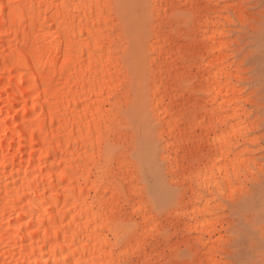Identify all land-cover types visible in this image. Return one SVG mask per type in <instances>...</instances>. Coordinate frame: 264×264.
Returning <instances> with one entry per match:
<instances>
[{
	"label": "bare ground",
	"instance_id": "6f19581e",
	"mask_svg": "<svg viewBox=\"0 0 264 264\" xmlns=\"http://www.w3.org/2000/svg\"><path fill=\"white\" fill-rule=\"evenodd\" d=\"M0 2L7 4L8 0ZM13 2L20 6L13 17L14 25L8 20L5 27L7 13L0 14V264L6 261L16 264L17 259L21 264H28L29 258L31 264H45V261L58 264L75 249H78L76 258L88 262L118 259L119 252L115 256L104 255V247L110 248L111 244L102 247L103 239L110 234L109 229L119 234L127 227L121 209L130 208L132 212L133 206L140 208L139 202L133 204L124 198L131 196L132 186L128 182L132 177L130 168L136 167L134 162L126 151L114 157L109 151L124 140L123 133L109 135L110 129L123 127L125 121L113 119L116 103L108 102L128 74L124 61L117 63V58L125 52V38L119 31L112 35L122 10L116 8L110 15H104L98 9L85 6L130 1ZM174 2L152 0V5L157 6L152 10L161 20L166 17V6ZM201 23L204 28H215V37L212 31L205 33ZM197 29L207 58L200 71V87L207 95L206 101L215 104L210 113L204 112L212 127L203 123L205 116L180 127L182 119L174 106L178 99L175 77L164 80L160 69L165 65L177 71L174 57L177 42L162 32L148 45L154 54L150 59L153 75L148 97L150 108L161 122L160 134L171 139L167 146L183 149L192 143L204 145L201 160L207 172L203 173V182L208 188L212 164L220 162V157L223 160L229 157L236 144L228 142L227 133L240 121L230 124V130L217 127L231 123L232 119H241L245 113L240 112L242 98L233 83L237 76L230 70L225 48H220L221 41L217 38L220 29L215 22L206 21H199ZM25 42L30 48L35 45L34 57L29 55L16 66L6 65V48L17 44L23 47ZM66 48L69 50L67 62ZM197 128L199 132H195ZM167 157L171 168L178 167L176 158L170 154ZM223 167L227 175L226 164ZM212 183L216 186V180ZM121 184L126 185L122 190ZM199 196L198 191H191V199ZM201 211L210 212L204 207L182 213L192 216ZM139 216L140 231L128 234L125 248L131 250L139 241L136 259H132L134 255L130 259L136 264H145L147 260L153 261L157 253L154 248L145 249V238L152 226H147L145 235L146 217ZM147 218H153L150 211ZM196 225L192 227L197 229ZM204 231L210 240V228ZM21 247L25 250L23 254ZM202 256L207 264L208 249ZM212 258L223 264L215 252Z\"/></svg>",
	"mask_w": 264,
	"mask_h": 264
},
{
	"label": "rangeland",
	"instance_id": "374dc122",
	"mask_svg": "<svg viewBox=\"0 0 264 264\" xmlns=\"http://www.w3.org/2000/svg\"><path fill=\"white\" fill-rule=\"evenodd\" d=\"M129 1L142 5H152V0ZM174 1L173 5L166 6V17L161 20L158 15L153 12L152 7H148L146 10L147 15L144 17L145 27L141 44V65L138 81L141 87V106L143 110L141 117L138 120L141 139L139 144H137L133 142L131 132L126 134L123 133L124 140L119 147L121 148V151H126L127 156L132 161L133 158L131 154L135 153L136 159L141 161L144 165L142 176L145 182L148 183V199L151 201L149 211L153 217H156L158 221L170 223L169 213L164 210L165 207L171 209V217H174L175 212L177 211V209L173 207L169 196L174 190L175 185H172L171 180L169 179V187H164V176L169 174L172 170V165L167 157V155L170 154L177 160L181 182H184L186 176L188 178L187 185L189 195L179 211L183 212L188 209L204 207L210 210V212H197L192 216L183 213L180 219L190 222V227L196 231L197 235L204 236H206L205 229H216L217 223H220V229L211 231L212 236L210 237V242L216 241L217 247L214 252L217 259L223 264H245L246 261H259L261 257L259 247L260 233L258 229L260 220L264 217V187L256 181L251 191H245L244 194H240L238 191V199L235 205L229 207L226 212L224 211L223 206H221L219 216L213 215V207L209 205L207 199H205L203 203L200 202V196L205 193H212L215 188L212 183L214 180H217V178L224 180V176H222L221 172V170H223L225 175L223 164H226L228 171L227 174L230 173L233 177L236 176V173L235 176L232 173V164L237 156H240L244 161L245 167L248 166L249 162H252L254 169H259V160L264 156V145L260 143L253 145L251 143L252 137L243 135L244 127L250 125V122L246 119L245 112V107H247V96L243 93H255L257 103L251 108H248V111H252L254 108L257 113L256 118H258L260 114L259 100L262 94L261 89L264 88V36H262L258 26L254 29L251 27L237 28L231 26L228 29L230 33H235V35H232V39L240 41L236 48L229 49L226 47L224 51L227 54L226 62L229 64L230 70L234 74H236L237 67H239L241 61H243V67L241 68L242 75L238 80L237 78H234L233 83L240 90V96L242 99L239 103L245 105V107H240V112L243 111L245 114L241 116V119H232L231 123H227L228 125L225 124L217 127V129L222 128V130H227L229 129L230 124L233 125L240 121V123L234 127L233 131L227 133L228 142L235 143V147L232 149L229 157L226 160H223L220 169H218L217 166L220 162L216 164L215 169L212 168L211 174L208 178L209 187L205 188L203 182L204 176L203 173H201V170L204 169V162L201 160L205 152L204 145L202 143H192L184 145L183 149L175 146L169 147L167 146V143L170 142L171 139L163 136V134H160L159 132L161 122L157 120L154 114L155 110H152L149 105V85L153 75V72L150 71L151 68L153 69L150 59L154 54L148 49V45L154 41L155 36L159 32H162L163 35L177 42L175 48L178 51L174 56L176 59L177 71H172L170 67L165 65L159 68L161 69V75L164 80H167L172 76L175 77L174 85L178 92V99L174 106L176 107V111L178 110V114L182 119L180 127L188 126L191 120L196 117L205 116L206 113L204 112H207V114L210 113V109L213 108L215 104L206 101L207 95L200 87V71L202 64L207 58L200 45L202 40L200 39V33L197 31V25L195 30H185L183 27L174 26L171 23V18L175 15L178 19L184 15L185 9L180 7L182 5L193 3L215 4L217 0ZM227 2H236V0H227ZM240 2L250 5V15H254L257 18L260 16L262 7H264V0H240ZM216 19L220 20L221 18L217 17ZM180 23H182V21ZM217 26L221 30L225 27V23L221 20V23L217 24ZM189 35H191L193 39H189ZM217 38L220 39V36H217ZM225 42L229 43V41ZM243 49H247V52L244 56H241L240 53ZM124 56H126L125 52L123 57ZM124 64L128 70L127 62L124 61ZM192 79L196 80V92H198V97L193 94V89L188 87V82ZM219 114L222 115L223 113ZM204 119L207 120V116H205ZM195 132H199V129L197 128ZM260 135L261 132L259 128L255 129V136L259 137ZM241 153H243L242 156ZM156 157L159 158V164L161 167L153 169L150 166V161L155 162ZM165 157H167V159H165ZM213 172H215L214 175ZM197 174L199 175L198 178H196ZM137 178L138 180L141 178V172L139 170L137 171ZM249 178H251V173H249ZM245 182L247 183L249 181ZM191 191H198L200 193L198 199L194 200L190 198ZM164 197H168L166 204L162 200ZM249 217H254L255 224L249 225L248 233H242L238 238H234L230 225H233L234 220H246ZM123 218L127 223V226L130 223L140 224V216L132 213L130 208H127L126 211H124ZM196 223L197 229L192 227V225H195ZM151 226L153 227V225ZM180 226L183 228L184 224H181ZM173 231H175L174 228ZM221 231L224 234L225 241H230L229 246L227 247L219 246L218 235ZM149 232L150 233L145 238V244L147 245L145 249L150 250L154 248L155 254L157 253V255L154 256L153 261H158L164 256V241L162 239H154L151 234V229ZM249 233L254 234L255 236L256 247L254 250H251L249 247ZM201 248H204V245H201ZM202 253L199 259H203L206 264V258L202 256ZM132 259L135 260L136 256Z\"/></svg>",
	"mask_w": 264,
	"mask_h": 264
},
{
	"label": "snow or ice",
	"instance_id": "6c2138e0",
	"mask_svg": "<svg viewBox=\"0 0 264 264\" xmlns=\"http://www.w3.org/2000/svg\"><path fill=\"white\" fill-rule=\"evenodd\" d=\"M34 7V6H29ZM43 7V6H41ZM60 7V6H57ZM85 7L92 9H98L101 14L110 15L111 10L121 9V18L118 24L113 25V33L115 35L117 31L121 33V36L125 38L124 49L126 56L118 57L117 63L125 61L128 64V74L125 77V80L122 81L119 91L113 96L109 97V103L115 101L116 103V116L113 117L114 120L123 119L125 121L123 127H116L109 130V135H116L120 133H132L133 142L139 144L140 142V125L138 123L139 118L142 114L141 106V87L139 84V74H140V65H141V44L144 33V17L147 15V8L152 7L155 11V5H142L135 2H128L119 5H113L111 3L106 4H97V5H86ZM185 9L183 16L178 19L173 15L171 18V23L174 26L183 27L185 30H195L196 25L199 21H206L208 24L215 22L216 24L221 23V20L225 23V27L220 30V48H236L240 41L233 40L232 35L235 33H230L228 31L229 27L235 26L237 28H255L259 27L262 36H264V7H262L260 16L257 18L254 15H250V5L236 0V2H227V0H217L215 4H186L180 6ZM20 6L13 2V0H8L7 4L0 2V14L4 12L7 13L5 27L8 26L7 21L11 20L14 25L13 17L18 12ZM220 17V20L216 18ZM182 21V23H180ZM201 29L207 33V31H212L213 37H215V28H204L203 23L200 25ZM175 30V27H174ZM193 39L191 35L188 37ZM224 41H229L225 43ZM35 45L30 48L28 43L25 42L24 46L21 47L19 44L12 47L9 45L6 48L5 64H11L16 66L19 63H22L29 55H33ZM247 52V49H243L240 53L241 56H244ZM69 58V50L65 49V61L67 62ZM246 58V57H245ZM123 66V64H121ZM63 68V64L61 65ZM243 67V61L241 65L236 69L237 80L242 75L241 68ZM10 72L12 69L9 70ZM35 79V77H33ZM188 87L193 89V94L198 97V92H196V80L192 79L188 82ZM261 96L259 100L260 104V114L257 117V113L253 108L252 111H248V108H251L257 103L256 95L252 93H243L247 96V107L244 104H240L239 107H245L246 119L250 122V126H246L243 132V135L247 137H252L251 143L255 145L260 143L264 145V88L261 89ZM198 110V109H197ZM239 111V108H237ZM203 123L208 124L209 127H212L207 120ZM259 128L261 135L259 137L255 136V129ZM240 147V146H238ZM246 147V146H245ZM110 154L114 157L116 153L121 151L119 146H112L109 149ZM133 161L136 164V168H130L132 174L131 180L128 182L131 184V196L125 195L124 198L130 199L133 204L135 202L140 203V208L137 209L135 206L132 207V212L139 216L143 214L146 217L144 227L146 229L145 235H147V226L153 225L151 228V234L154 239H162L164 241V256H162L158 261H155V264H205L203 259H199L201 253L204 249H208L209 260L207 264H218L215 259L212 258V253L217 247L216 241L209 240L208 237L204 235H197L190 227V222L186 220H181L180 217L183 215L179 209L183 206L185 200L189 195L188 185H187V176L184 179V182L180 180V172L178 167L172 168L171 172L164 176V187H169V179L171 184L175 185L174 190L169 194L172 205L177 209L175 216L171 217V209L165 207V211L169 213L170 223H164L163 221H158L156 217L148 219L149 205L151 201L148 199V183L145 182L142 176L144 165L141 161L136 159V154L132 153ZM209 156L212 153L208 154ZM219 152L217 156H219ZM243 153H241V156ZM167 159V157H165ZM220 163H223V157H220ZM150 166L153 169L160 168L159 158L156 157L155 162L150 161ZM212 168H216V162H213ZM141 172V178L137 179V171ZM123 171V166H121V172ZM202 173L207 172V168L201 170ZM232 171L236 173V176L233 177L230 173L224 175L223 170L222 176L226 180V183L222 179L217 178L216 186L213 189L212 193H205L200 196V202L203 203L205 199L208 200L210 206L213 207V215L219 216L221 206H223L224 211L226 212L229 207L235 205L238 199V191L240 194H244L245 191H251L253 185L258 181L262 187H264V156L259 160V169L255 170L252 162H249L248 166L245 167L244 161L237 156L233 161ZM249 173H251V178H249ZM215 172H213V175ZM243 178V179H242ZM249 181V182H245ZM150 182V180H149ZM122 190L126 185H119ZM108 189L105 190V197L107 198ZM115 195V194H114ZM163 202L166 204L168 197L162 198ZM119 203V201H117ZM107 207V205H103ZM122 212L126 209H121ZM163 215V213H162ZM66 218V217H65ZM181 224H184V227L181 228ZM255 224L254 217H249L246 220H234L233 225H230L232 230V235L234 238H238L242 233H248L249 225ZM173 228L175 231H173ZM220 223H217L216 229H220ZM216 229H210V231H215ZM259 233H260V260L259 261H246L245 264H264V217L261 218L259 223ZM140 225L138 223H130L122 232L119 234L112 233L109 229V235H105L103 239V244H111L110 248L104 247V255L115 256L119 252L118 259H108L105 260L102 258L99 262L92 260L90 262L77 259L75 252L78 249L73 250L72 255L66 256L62 261H58V264H136L135 261L130 259V256L136 254V251L140 248L139 241L135 248L129 250L125 248L127 243V237L130 232H139ZM31 235V234H29ZM75 239V233H74ZM92 237H89V243L91 242ZM219 246L227 247L229 246L230 241H225L224 234L221 231L218 235ZM204 245V248H201V245ZM147 245L145 244V247ZM72 245H69L71 248ZM249 247L251 250H254L256 247V240L254 234L249 233ZM24 248L21 247V253L23 254ZM33 255L35 250H33ZM5 264H11V261H6ZM16 264H21L19 259L16 260ZM28 264H31L29 258ZM39 264V262H37ZM45 264H48L45 261ZM145 264H153L152 260H147Z\"/></svg>",
	"mask_w": 264,
	"mask_h": 264
}]
</instances>
